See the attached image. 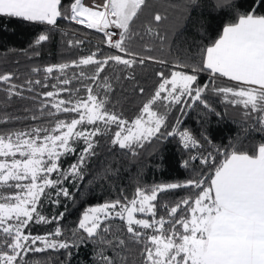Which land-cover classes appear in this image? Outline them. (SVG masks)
Masks as SVG:
<instances>
[{"label":"snow or ice","instance_id":"6c2138e0","mask_svg":"<svg viewBox=\"0 0 264 264\" xmlns=\"http://www.w3.org/2000/svg\"><path fill=\"white\" fill-rule=\"evenodd\" d=\"M146 5L147 0H106L102 6L92 7L85 6L82 0H67L66 7L62 0H0V16L51 28L57 27L60 19L74 22L103 33L110 48L130 57L108 54L98 59V53H92L72 65L60 63L32 69L33 73L42 71L44 76L27 80V91H35V86L49 88L47 81H56L51 85L55 91L37 95L43 97L40 116L57 118L52 127L41 124L28 130L0 131V264H44L36 254L76 246L60 239L63 232L59 226L46 235H33L29 225L59 223L63 219L62 213L50 218L43 215L42 198L49 199L53 194L46 189H54L57 197L72 198L64 182L71 180L75 185L84 179L87 162L95 155L94 138L98 135L112 132L111 144L133 155L145 143L165 137H179L185 149L203 148L189 130L180 127V117L175 118V125L167 121L174 105L180 106L177 111L181 115L198 105L219 115L206 93L221 96L226 104L242 106L245 117L253 120L254 129L264 133V14L257 13L264 0H253V6L244 12L237 11L238 5L232 0H214L213 8L230 22L222 23L218 38L197 49L195 55L187 54L185 59L175 61L174 70L168 75L157 73L160 79L154 93L133 120L106 107V92L101 98L100 92L87 86L86 96L75 95L79 89L68 86L78 77L66 74L70 66L94 65L91 74L81 70L79 77L100 81L98 86L110 91L106 74L100 75L110 62L129 68L145 60L168 63L153 56H140L125 46V41L135 34L133 24ZM165 19L159 13L152 17L156 24ZM110 28L119 30L115 41L117 32L109 31ZM145 32L162 42L167 39L151 21L146 22ZM48 40V34H39L35 43L41 45ZM54 71L58 75L53 76ZM201 73H207L210 84L198 83ZM221 78L232 85L217 87L215 82ZM0 83L8 85L5 90L9 95L23 97L25 86L14 83L12 74L0 75ZM139 91L143 93L144 89ZM61 113L75 115L66 121L59 118ZM4 122L0 118V123ZM201 138L205 142L209 139L203 134ZM215 152L222 159L213 152L190 157L204 166L198 177L151 188L138 186L131 196L121 191L116 199L87 208L78 221V229L86 236L79 240L91 239L113 250L125 248V239L118 235L108 239L106 235L111 232V224L106 222L119 219L124 222L128 238L141 246V264H264V139L253 145L251 153L234 146L225 152L217 147ZM68 156H76V160L62 168L60 162ZM183 166L187 169L189 162ZM6 189L12 191L8 193ZM179 189H189V195L171 205L158 202L161 193ZM52 202L60 203L58 199ZM138 213L143 218H138ZM99 255L101 264H124L122 257L117 262L103 251Z\"/></svg>","mask_w":264,"mask_h":264},{"label":"trees","instance_id":"16d2710c","mask_svg":"<svg viewBox=\"0 0 264 264\" xmlns=\"http://www.w3.org/2000/svg\"><path fill=\"white\" fill-rule=\"evenodd\" d=\"M238 5L237 11L244 12L253 6V0H232ZM214 0H147L146 7L140 13L133 24L135 33L131 39L125 41V46L140 56H153L157 60H166L168 63L160 64L152 60L144 63L137 62L133 67H126L110 62L101 73L111 90L101 89L100 81H90L79 77L81 70L88 75L94 69V65L70 66L66 70L68 76L76 75L69 88L75 86L79 92L78 96H86L85 88L92 86L94 92H100L101 98L106 92L108 104L106 107L125 119L133 120L142 108V104L154 93L159 77L157 73L163 71L165 75L173 69L177 60L185 59L187 54L195 55L197 49L209 45L212 40L218 38L222 23L230 22L221 16L219 10L213 8ZM62 6H67V0H62ZM159 13L166 19L156 24L152 17ZM258 14H264V6L257 8ZM151 21L152 26L161 35L167 37L160 41L145 32L146 22ZM39 34H48L49 40L36 45L35 40ZM106 37L101 32L88 29L83 25L75 24L67 20H58L57 27L38 25L23 21L19 18L0 16V75L12 74L13 82L24 85L23 97L9 95L5 90L8 85L0 83V131L28 130L33 126L43 124L52 127L57 117L40 116V102L43 99L38 93L46 92L51 88L55 80L49 79V88L35 86V91H27L26 81L29 79H43V72L33 73L32 69L69 63L85 58L92 53H98L96 58H103L108 54H120L118 50H111L106 46ZM76 41H81L77 44ZM124 58H130L124 56ZM191 62V61H190ZM190 71V69H185ZM58 72L53 73V76ZM64 77H61L63 79ZM83 81V82H81ZM198 83H211L207 73L199 74ZM233 82L226 78L216 80L219 86H231ZM144 89L143 93L139 89ZM65 97L67 94H63ZM208 101L219 115L206 112L202 106H193L186 114L181 115L174 105L168 113V124L175 125V118H181L180 127L189 130L199 140L203 148L185 149L180 143L179 137H165L161 140H153L151 144L145 143L143 148L136 149V155L125 149H119L110 142L112 132L98 135L94 139L97 142L92 156L84 169V179L75 185L71 180L64 182L72 198L57 197L54 189H46L53 193L49 199L42 198L40 211L46 217L59 216L63 219L59 223L53 221L49 224L36 225L30 223L29 228L33 235H46L59 226L63 236L60 239L67 240L76 246L68 250H47L45 253L36 254L42 257L44 264H101L100 252L116 258L117 262L122 257L124 264H141L140 245L133 243L126 233L124 222L119 219L106 223L111 224V232L108 239L118 235L126 240L127 246L123 249L98 244L94 240L87 239L84 242L79 237L86 236L78 229V221L83 211L89 207H96L105 202L116 199L120 192L131 196L136 187L151 188L156 184L184 182L194 176H199L204 168L198 160H191V156L206 155L213 152L218 159L222 157L215 152L220 148L221 152L231 151L234 146L236 150L253 151V145H258L264 139V133L254 129L253 120L246 118L242 106L226 104L221 96L206 93ZM33 97H36L33 99ZM48 111V109H45ZM54 111V110H53ZM33 115L39 119H31ZM70 115L59 114V118L66 121ZM79 127V126H78ZM117 130L115 125L111 126ZM163 131V129H162ZM201 134L209 139L205 142ZM82 145L77 147V154ZM76 156L62 158V168H67L74 163ZM189 162V167L184 168V162ZM54 178L56 173L51 174ZM11 189H6L10 193ZM189 189H179L167 193H161L158 202L164 201L172 204L173 201L189 195ZM60 203H53V200ZM161 210L158 209V213ZM150 218V217H149ZM29 229H25L27 232ZM68 252L70 255H66ZM31 255V254H30ZM27 259V257H26Z\"/></svg>","mask_w":264,"mask_h":264},{"label":"rangeland","instance_id":"374dc122","mask_svg":"<svg viewBox=\"0 0 264 264\" xmlns=\"http://www.w3.org/2000/svg\"><path fill=\"white\" fill-rule=\"evenodd\" d=\"M82 2L84 3L85 6H89L92 7L94 5H103L104 3H106V0H82ZM112 29L110 28L109 31H111ZM119 33V30H117ZM107 39V37H106ZM138 218H143L142 214H137ZM150 219V218H149Z\"/></svg>","mask_w":264,"mask_h":264},{"label":"built area","instance_id":"2783aa9c","mask_svg":"<svg viewBox=\"0 0 264 264\" xmlns=\"http://www.w3.org/2000/svg\"><path fill=\"white\" fill-rule=\"evenodd\" d=\"M111 31H116L117 32V35L116 36H113V40L115 41L116 39H118V35H119V33H118V31L117 30H114V29H112ZM106 46L108 47V48H110L107 44H106ZM111 50H115V49H112V48H110Z\"/></svg>","mask_w":264,"mask_h":264}]
</instances>
